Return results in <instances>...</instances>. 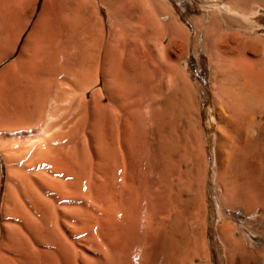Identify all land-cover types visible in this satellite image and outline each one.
Listing matches in <instances>:
<instances>
[{
    "label": "rangeland",
    "instance_id": "1",
    "mask_svg": "<svg viewBox=\"0 0 264 264\" xmlns=\"http://www.w3.org/2000/svg\"><path fill=\"white\" fill-rule=\"evenodd\" d=\"M208 15L214 17L215 25L213 41L205 42ZM174 20L184 28L182 34L179 33L184 40L183 51L175 44L171 46L173 35H178L169 31ZM49 43L51 46L54 43L52 48ZM37 50L44 57L26 66L27 71L43 81V85L33 91L32 86L22 85L26 84L24 80V83L18 81L17 72H22L23 58ZM262 55L264 2L238 10L228 0H0V102L3 105L0 104L4 107L0 106V117L4 120L11 116L15 122L9 125L10 119L6 124L0 121V240L10 236L9 232L16 228L46 225L49 210L55 212V218L60 215L62 209L53 200L50 186L55 179L46 158L51 146L60 143L58 134L70 132L75 126H79V146L81 144L83 150L87 147L88 154H93V138L102 135L104 130L123 129L124 118L133 122L142 158L135 183L141 197L136 192L137 196L130 201L133 200V205L137 203L134 206L138 208L143 205L145 191L151 184L149 170L156 166L155 145L145 136L155 128V120L164 105L169 107L171 101L181 98L182 79H187L193 88L192 121L198 134V139L192 137L190 145L192 156L197 158H193L191 164L192 197L202 209L201 242L207 253L195 264H231L233 261L232 264H264V199H261L264 176L256 175L251 167L239 161L234 192L223 194L219 180L223 159L228 162L227 154H236L231 144L235 141L240 147L244 143L237 130L230 132L231 126L222 118L240 114L232 123L234 128L245 129L249 125L246 117L253 115L258 124L264 126V111L254 114L255 107H264V96L255 93L264 88V82H260L264 81ZM248 60L254 62L248 63ZM250 64L255 69L260 67L249 72L251 77L241 72L243 67L250 70ZM230 81L240 90H235ZM247 89L253 91L244 99L242 93ZM9 90L12 96L20 95L23 100L17 96L19 100H14ZM225 97L227 102L223 100ZM127 125L131 129L128 121ZM227 134L236 135L237 141L235 136L226 138ZM149 156L153 159L149 160ZM40 162L44 163L40 165ZM256 163L264 170V157ZM198 165L202 169L200 178L197 177ZM58 219L59 224L64 223L63 217Z\"/></svg>",
    "mask_w": 264,
    "mask_h": 264
},
{
    "label": "bare ground",
    "instance_id": "2",
    "mask_svg": "<svg viewBox=\"0 0 264 264\" xmlns=\"http://www.w3.org/2000/svg\"><path fill=\"white\" fill-rule=\"evenodd\" d=\"M228 2L235 9L242 10L246 9L253 3H261L264 2V0H228ZM213 18V16L210 17L208 15L207 19L209 22L208 24H205V42L212 39L215 25V20ZM170 25L169 31L173 34L178 33V35L175 36L172 34L173 37L171 39V46L175 44L176 47L179 46V51L185 50L184 40L179 36V33L182 34L184 28L177 22V20H174ZM178 36L180 38H178ZM232 38L233 37H231V39ZM231 43L232 42L230 41L229 45H231ZM49 45L51 46V43H49L48 46ZM53 45L54 43H52V46ZM247 45L249 46V44ZM41 48H44V46ZM233 48H236V46ZM47 49L49 50V48ZM221 52H223V50ZM226 53L227 52H225V54ZM175 55L178 57L179 53H175ZM262 56L264 57V55ZM43 57L44 55H40V50H37V52H32L29 57L23 58L24 61L21 63V65H23V68L21 67L22 72L20 74L17 72L18 81L21 82L24 80L26 84L23 81L22 83L24 84L22 85H26L27 87L32 86L33 91L35 89H39L43 85V81L38 79L39 76L37 74H32L29 70L27 71L26 66L27 64L29 65L31 61L34 62L37 59H42ZM263 59L264 58L260 59V61ZM243 60L241 62H243ZM255 61L258 60L255 59ZM252 62L249 61L248 63ZM244 64L246 63L244 62ZM254 64L256 63H253V66H255ZM240 65L242 66V64ZM250 66L252 65L250 64L249 67ZM253 66L250 68V70L249 68L246 69L243 67L244 70L241 72H243L245 75H248L250 71L252 73L253 69H255ZM236 68L239 69V67ZM259 68L256 66L255 70ZM238 69L236 70L238 71ZM223 75L226 74H222L221 76ZM242 77L243 76L240 78ZM246 77L247 76H245V78ZM249 77H251L250 73ZM262 77H264V75ZM230 78H232V76H230ZM186 80L182 79L183 90L181 98L176 100L175 97L171 96V98H175V101L173 100V102L170 100L171 105H169V107H165L164 105V109L159 111L157 120H155L157 122L155 128L150 130L149 133L146 134L147 136H145L148 141L155 145L156 166L149 170L151 175V184L145 191L143 205L140 206V204H138V206H140L138 208L134 206L137 204L136 202V204L133 205V200L130 201L131 197L137 196L136 192L138 193L135 183L137 179L136 177L138 176L137 171L139 163L142 161V158H140L141 150L138 147L139 137L136 133V130L134 129L133 122L129 121L128 118H124L125 122H122L124 124L123 129L114 131L104 130L102 135L93 138L92 144L94 145L95 149L93 154L91 152L92 155L88 154L89 152L86 151L88 150L87 147L86 150H83V148L80 147L81 144L79 146V126L77 128L75 126V129H71L72 131L70 132L61 131L58 134L60 143L51 146L49 157L48 159L46 158L49 163L47 164L50 168V173L53 175L51 176L55 179L53 180V182H55H51L52 184L50 183V186L53 189V200L57 202L62 209L60 211V215H57L55 218L56 214L54 211H44L48 213V223L46 225L39 226L38 224V226L33 225L26 228L20 227L13 229L12 232H9L12 236L10 235L5 239L0 240V264H195L196 260L206 257L207 253H204L205 250H203L204 247L201 242L203 233V226H201L202 209L198 202L193 198L194 196L192 197L194 179H192L193 169L191 164L194 158V155L192 156L194 152L192 153L191 142H193L192 137L198 139V134L196 132L197 130L195 123L192 121V115L195 109V98L192 91L193 88L191 89ZM218 80H220V78ZM221 80L223 79L221 78ZM255 80H257V78ZM257 81L259 82V80ZM19 82H17V85H19ZM221 82L223 84V81ZM260 82L263 83L264 81L261 80ZM230 83L229 85H234V83ZM239 84H241V81ZM14 85H12L11 88H13ZM244 85L245 84H243V86ZM243 86L241 85L240 87ZM27 87L26 89H28ZM221 88L223 89V87ZM236 88L237 87H235V90ZM237 89L240 90V88ZM11 91L9 90V93ZM20 91H15V93ZM252 91L253 89L249 91L247 89L246 93H242L244 99H248V96H250L249 94ZM27 92H30V90ZM240 92H243V89ZM255 93H260L264 96V88L262 91H257ZM32 94L35 96L34 93ZM32 94L28 95L32 96ZM10 95L12 96V92L9 94V96ZM16 96L22 98L20 95H15V97L12 96L14 100H19V98ZM228 99H230V95L227 100ZM223 100L227 102L226 97L225 99L223 98ZM258 100L260 101V98ZM232 101H235V99L233 98ZM1 104L3 105V103ZM1 104L0 106H2ZM232 104L233 102L231 105ZM233 107L235 108L234 105ZM13 108L15 107L13 106ZM13 108L12 110L14 111ZM222 109H224L223 106ZM233 110L234 109L231 111ZM254 110V114L256 115L263 112L264 107H255ZM9 111H11V109ZM21 115L24 116L23 113ZM238 115H235L234 113V116L230 119H226L225 117L222 118V120H224L228 126H231V131L229 130L230 132H232V129L233 132L237 130L236 132L239 133L244 139V143L240 147L237 146L235 141H231L233 142L231 145L234 144V147L232 146L230 148H233V151L237 150L235 151L236 154L230 153L232 149L228 151L230 153L227 154L229 159L228 162L224 161V158L222 163L223 166H220L219 180L221 182V186H223V194H230L232 188L235 187L234 184L237 185V182L234 183V180L236 179H234V177L239 167L238 165L240 164L238 163L239 161L242 163V165H248V168L251 167L252 171L254 173L256 172V175L259 174V176H264L263 168L261 169L260 166L258 167V164L256 163L260 162V159H263L264 157V126L258 124L260 122L257 121L255 116L248 115L246 118H248L249 125L245 126V129H242L240 126H235L234 128L232 122L238 117ZM8 119H10V121ZM1 120L2 118L0 117V121ZM7 120L9 121V125L15 123L13 122V118L9 116L8 118L2 120L3 123L1 124L8 123ZM127 121L129 122L131 129H128ZM228 135L230 136V134H227L226 138ZM93 136L95 135L93 134ZM234 136L236 138V135ZM234 136L231 134L229 139ZM223 138H225V136ZM237 139L238 138H236V141ZM226 140H224V144H226ZM83 144H85V142H83ZM83 144L82 146H84ZM147 149L149 148L147 147ZM227 149L229 150V148ZM150 157L151 156H149V160ZM196 159L194 158V160ZM40 163V165H42L44 162ZM194 164H196V162ZM197 169V177L200 178L202 169L199 165ZM248 171L252 172L250 169ZM232 192H234V190H232L231 193ZM227 197L224 199L228 200ZM261 197V199H264L263 196ZM236 198H234V200H236ZM244 198L246 197L244 196ZM253 198L254 197H252V199ZM257 198L259 199V197ZM254 201H256L255 198ZM258 202L260 201L258 200ZM44 212H42V214ZM58 217H63L64 223L59 224ZM44 218L45 217L42 219ZM42 219L40 218V220ZM232 250L234 251V248ZM233 262H231V264Z\"/></svg>",
    "mask_w": 264,
    "mask_h": 264
}]
</instances>
